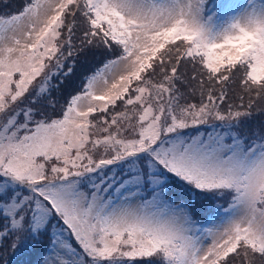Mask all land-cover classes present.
Returning <instances> with one entry per match:
<instances>
[{"label": "snow or ice", "instance_id": "6c2138e0", "mask_svg": "<svg viewBox=\"0 0 264 264\" xmlns=\"http://www.w3.org/2000/svg\"><path fill=\"white\" fill-rule=\"evenodd\" d=\"M0 264H264V0H0Z\"/></svg>", "mask_w": 264, "mask_h": 264}, {"label": "rangeland", "instance_id": "374dc122", "mask_svg": "<svg viewBox=\"0 0 264 264\" xmlns=\"http://www.w3.org/2000/svg\"><path fill=\"white\" fill-rule=\"evenodd\" d=\"M21 2V0H11V3L13 5V7L17 6L19 3ZM247 102V98H245V103ZM255 110V109H254ZM260 118L257 119L256 122L259 121Z\"/></svg>", "mask_w": 264, "mask_h": 264}]
</instances>
